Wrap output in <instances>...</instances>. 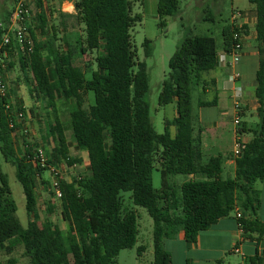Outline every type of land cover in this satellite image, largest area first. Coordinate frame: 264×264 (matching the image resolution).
Masks as SVG:
<instances>
[{
	"label": "trees",
	"instance_id": "1",
	"mask_svg": "<svg viewBox=\"0 0 264 264\" xmlns=\"http://www.w3.org/2000/svg\"><path fill=\"white\" fill-rule=\"evenodd\" d=\"M249 2L254 6L260 41L255 94L259 122L252 139L240 143L241 153L234 157L236 175L230 179L221 177L222 155L205 160L201 140L195 136L192 112L193 85L202 88L200 107L217 103L216 95L211 100L204 99L216 84L211 74L217 67L219 48L213 36H186L171 57L160 105L176 101L177 116L167 122L165 132L159 135L145 99L149 91L147 63L138 59L132 42L131 30L141 19L139 14H133L132 1H75L77 13L72 16L85 25L86 32L82 52L104 48L96 57L98 70L90 79L85 70L75 65V51L64 52L57 45L56 26H51L52 33L47 36L49 18L40 3L38 24L32 20L30 27L34 48L19 56L21 70L31 93L43 97L49 108L56 110L58 91L63 93L64 101H73L68 126L57 116L55 123L48 124V163L72 167L83 162L71 154L67 135L70 130L76 147L88 155L90 174L72 181L60 179L61 215L70 223L68 239L52 220L38 224L37 187L47 168L33 162L30 149L17 153L14 132L21 125L10 127L16 118L12 109L6 110L8 97L0 95V150L5 161L16 169L29 217L27 227H23L16 215L18 208L8 174L0 163V250L11 253L21 243L30 264H118L119 253L135 245L138 233L135 211L123 210L122 191H131L135 204L146 208L153 219L155 264H172L171 254L164 248L166 239L182 232L188 242H196L201 231L237 208L254 217L239 219L245 232L264 234V223L256 217L260 205L256 183L264 180V0ZM157 11L161 18L174 16L178 2L158 0ZM11 15L4 16L5 24ZM61 17L65 18L64 14ZM62 24L67 26L64 20ZM37 25L43 39L36 35ZM233 28L239 27L223 31L225 51L233 47ZM152 54V40L147 39L145 56ZM50 68L55 69L54 80L49 77ZM89 91L95 93V104L85 108L84 93ZM13 109L25 112L20 105ZM172 125L176 127L175 135L170 131ZM245 128L243 123L241 130ZM157 164L162 176L161 190L153 186L152 174ZM178 174L195 178L179 186L171 184L170 177ZM251 261L258 264L255 259ZM15 263L14 259L9 260V264Z\"/></svg>",
	"mask_w": 264,
	"mask_h": 264
},
{
	"label": "rangeland",
	"instance_id": "2",
	"mask_svg": "<svg viewBox=\"0 0 264 264\" xmlns=\"http://www.w3.org/2000/svg\"><path fill=\"white\" fill-rule=\"evenodd\" d=\"M57 0H30L29 8L31 10V18L38 24L37 16L43 9L47 11L49 21L46 27L47 36L51 35V26H56L58 34L57 45L61 46V50L67 52L74 50V62L86 71V78H92L94 71L98 70L96 57L104 52V48L82 52V47L86 46L85 25L79 23L73 18L66 19L67 26H60L61 15L55 4ZM133 3V14H139L141 19L135 23L131 30L133 46L137 52V57L140 61H146L147 71L149 75V91L145 97L149 104L151 122L157 134L161 135L165 132L168 121L173 120L177 116L176 101L167 105H160V96L162 92L163 82L168 78L169 61L178 46L186 36L209 35L213 36L218 48L222 49L223 31L234 26L235 21L240 23L249 19L250 23L254 22L255 10L249 0H177L178 11L174 16H166L161 18L157 11L158 0H131ZM16 0H0V24H4V16L7 13L13 14L16 8ZM211 13L213 16L211 17ZM239 19V20H238ZM236 27V26H235ZM242 31V28H233L235 31ZM35 32L38 38L43 39L42 31L39 25L36 26ZM152 40L153 54L150 57L145 56V41ZM3 68L4 78L9 89L8 96L25 109V118L21 120V127L14 132L15 147L18 154H23L25 148L34 151L37 147H42L49 154L51 153V143L49 141L48 124L55 123L56 116L66 126H68L69 113L73 105L72 102L64 101V95L61 91L57 92L56 110L48 107L46 100L43 97H38L36 93H31L30 86L27 84L24 73L21 70L19 57L10 56L5 61ZM51 80L56 78L54 68L48 69ZM213 75L218 74V70L212 72ZM202 88L196 85L192 86V112L194 116L195 135L199 132V117L201 108L199 102L201 99ZM230 95L235 99V93ZM87 97L85 108L95 104V93L89 91L84 93ZM237 97V96H236ZM206 100L212 99L210 93L206 94ZM241 98H239L240 100ZM233 101V100H232ZM33 110V111H32ZM216 110L205 109V114H216ZM218 114V112H217ZM226 115L223 122L224 137L223 140L216 145L217 150L212 148V141L209 139V133L205 131V139L209 140L210 148L204 149L205 160L211 156L218 155L222 152L224 158L226 154H232L235 149V143L232 138L235 134V129L242 127L243 123H247V116L237 115L242 124H235L236 113L230 116ZM251 127V126H250ZM27 129V131H25ZM175 126H170V131L175 132ZM239 133V132H238ZM70 141L71 154L75 157H81L83 162L72 167L67 165L57 166L60 172V177L70 181L79 176H87L90 174L88 155L85 151L79 150L72 139V132L67 131ZM26 143L30 144L26 146ZM1 146V143H0ZM107 146L110 148V142L107 141ZM225 160V159H224ZM0 163L2 169L8 174L9 183L13 191L14 198L17 203L16 215L19 218L23 227H27L29 217L26 210V198L23 186L16 177V169L10 162H6L0 150ZM159 165L153 170V186L156 190L162 189V176L159 170ZM229 176V169L222 172V178L226 179ZM192 177L187 175H173L170 177V183H176L178 186L191 180ZM50 183L44 184L42 181ZM52 176L49 171L43 174V177L38 181V205L36 212L39 215L38 224L50 219L63 230L65 238L68 239V230L70 223L63 220L61 215L60 199L56 198L53 193ZM180 195V192H179ZM120 197L123 203V210L135 211L137 215V241L132 248L121 250L117 257L118 264H155L154 254V223L148 210L142 206L135 204L131 191H122ZM168 244L169 250L174 256V264L181 263V250L178 246L171 247ZM144 247V250H141ZM14 259L15 264H30L24 254V247L21 243L15 245L11 253L0 250V263L9 264V260Z\"/></svg>",
	"mask_w": 264,
	"mask_h": 264
},
{
	"label": "crops",
	"instance_id": "3",
	"mask_svg": "<svg viewBox=\"0 0 264 264\" xmlns=\"http://www.w3.org/2000/svg\"><path fill=\"white\" fill-rule=\"evenodd\" d=\"M75 1L76 0L55 1L60 15L62 13L65 17H61L60 26H64L62 24L63 20L66 23V19L73 18L72 15L77 13ZM246 25L247 29H244L245 36L243 38L242 56L237 64L232 65L228 62H221L219 60V55L225 53L223 45L221 51L219 52L220 49L218 50V62L216 67L218 74H211L216 80V84L209 92L212 95V99L216 95L217 103L214 106H205L201 108L202 111L198 120L200 123L199 132L195 135L196 138L201 140L203 151L211 147L209 140L205 139V131L209 133V139H211L213 144L212 148L216 149V145L223 140V122L227 114L231 113L230 116L232 117V115L236 113V116L241 115L249 118L248 122L245 123V129H235V134L232 138V142L235 143V149L238 143H246L252 139L253 130L259 122L257 112L258 102L255 94L256 73L259 68L260 41L257 39L255 29L256 17H254L253 27L249 19L240 23L235 21L234 24V26L237 27ZM228 61H230V58ZM236 74L239 75V78L236 80L237 88H239L240 91L239 95L236 91L231 89L232 83L230 77ZM230 92L235 93V95L239 96L241 99L239 100L236 96L234 99V97L230 95ZM238 100L241 107L237 111L235 109V102ZM205 109L216 110V114L209 112L205 114ZM175 133L176 130L172 134L175 135ZM235 149L232 150V154H226V158H224L225 160L223 161L222 172L227 168L229 169V176L226 179L234 178L236 175L234 160L236 156ZM218 155L223 156V153L218 152ZM190 177H192V179L195 178L192 175ZM256 188L260 196V205L256 212V217L264 223V180L258 181L256 183ZM51 194L54 195V192ZM237 211L242 213V218L249 220L254 219L252 215L237 208V210L230 215L220 218L209 229L201 231L196 242H188L182 232L178 233L173 239H166L164 241V248L171 254L172 264H174V256L172 251L168 248L169 243L172 244L171 247L178 246L180 248L182 251L181 263L183 264H249L252 263V259L257 260L258 264H264V234L259 232H245V230L239 226ZM235 247L239 248V252L234 251Z\"/></svg>",
	"mask_w": 264,
	"mask_h": 264
},
{
	"label": "built area",
	"instance_id": "4",
	"mask_svg": "<svg viewBox=\"0 0 264 264\" xmlns=\"http://www.w3.org/2000/svg\"><path fill=\"white\" fill-rule=\"evenodd\" d=\"M30 0H18L16 3V8L14 13L11 15L10 21L7 24H0V29H2V37L0 39V95L8 97L9 103H6L7 112H14L15 120L10 122V127H15L16 124H21V120L25 118V112L17 111L13 109L16 106L15 102L8 96V91L11 88L7 87V82L4 78L3 68L5 67V61L8 57H19L20 55H27L33 51L34 42L30 33V27L32 24L31 10L29 8ZM240 26L239 28H242ZM245 36L244 31H235L233 33L234 44L230 51H225V53L219 55V60L221 62L237 64L241 60L242 49H243V38ZM17 46V47H16ZM230 58V61L228 59ZM239 75H231V89L236 91L238 95L240 94L239 88H237L236 80ZM13 89V88H12ZM11 89V90H12ZM239 99V96H237ZM241 105L239 100L235 102V109L238 111ZM24 108V107H23ZM235 124L240 126L241 120L238 116L235 118ZM22 128V127H21ZM27 131V129H25ZM32 160L35 164L40 165L43 168H47L50 175L52 176V186L56 198L62 197V191L60 188V172L55 164L48 163L47 152L42 147H37L33 151ZM241 153V144L238 143L235 149V155L238 156ZM237 217L242 218V213L237 211ZM239 226L242 228V224L239 222ZM235 252H239V248H234ZM252 264V263H249Z\"/></svg>",
	"mask_w": 264,
	"mask_h": 264
}]
</instances>
